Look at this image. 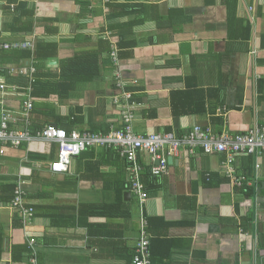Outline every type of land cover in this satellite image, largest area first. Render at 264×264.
I'll use <instances>...</instances> for the list:
<instances>
[{"label":"crops","instance_id":"crops-1","mask_svg":"<svg viewBox=\"0 0 264 264\" xmlns=\"http://www.w3.org/2000/svg\"><path fill=\"white\" fill-rule=\"evenodd\" d=\"M29 20L33 28L20 29ZM263 36L264 0H0L1 49L57 45L39 68L34 51L24 60L41 78L29 124L24 97H5L10 125L103 132L123 126L128 105L138 134L182 135L197 124L245 132L264 125ZM78 57L85 61L63 66ZM56 156L57 144L42 139L0 143V264H134L145 234L149 264H264V156L260 170L253 155L236 157L235 176L251 182L239 186L226 152L181 148L158 176L140 153L143 204L118 150L86 149L63 173L50 170ZM19 184L32 217L10 206Z\"/></svg>","mask_w":264,"mask_h":264},{"label":"built area","instance_id":"built-area-1","mask_svg":"<svg viewBox=\"0 0 264 264\" xmlns=\"http://www.w3.org/2000/svg\"><path fill=\"white\" fill-rule=\"evenodd\" d=\"M35 40L32 39L20 43H4L5 48L11 46L35 49ZM113 46L112 57L118 61V50ZM0 69L7 71L0 74V143L20 146L24 142L42 139L57 144V156L50 163V170L55 173L67 172L70 168L72 158L81 154L91 147H109L118 150L129 163L131 173L130 187L139 200L145 202L147 199L146 185L142 180L144 165L140 161V153H148L152 161L151 171L154 176L168 171L170 166L169 157L178 155L181 148L190 150L200 146L206 153L226 152L227 158L223 162L226 174L233 180L235 185H251L249 179L235 176L234 163L239 155H253L256 159V170L262 166L261 158L264 156V125H255L245 132L232 133L227 129L217 132L210 126L195 125L192 129L182 135L173 132H153L138 134L134 131L135 115L133 106L125 105L120 110L123 126L112 125L107 133L73 130L68 132L57 124H47L37 131L26 127L24 129L12 128L10 125L12 112L5 107V97L8 95H22L23 114L26 122L30 123V113L34 107L32 96L33 83L35 82L36 67L29 63L2 64ZM7 74L23 75L28 78V85L21 86L7 80ZM117 84L122 85L120 73H117ZM130 96V94H128ZM124 98V97H123ZM128 98V97H127ZM125 98V99H127ZM119 102L118 98L114 99ZM12 209L18 211L22 216L31 217L34 207L25 198V191L21 185H17L14 198L11 202ZM30 245H35L32 238ZM151 240L148 235H142L138 250L133 260L134 264H149ZM35 261V260H33Z\"/></svg>","mask_w":264,"mask_h":264},{"label":"trees","instance_id":"trees-1","mask_svg":"<svg viewBox=\"0 0 264 264\" xmlns=\"http://www.w3.org/2000/svg\"><path fill=\"white\" fill-rule=\"evenodd\" d=\"M234 8H235V3L229 5V10L230 11H232ZM16 13H18V12H16ZM32 28H33V24H31L30 20L25 25L20 27V29H24L26 31L31 30ZM8 29L10 31H15L16 30L13 27L8 28ZM20 29H18V30H20ZM263 38H264V36H263ZM26 41H30V40H25V41H22V42H26ZM5 49L6 48H4V49L0 48V50H5ZM9 49H14V50H16L18 52H8L7 50H9ZM34 52H35V55H36L37 66L39 68V66L43 65L45 62H47V60H49L50 58L56 56V54H57V45L55 43H52V42L51 43H44V42L41 41V42H38L37 44L35 42ZM31 55H32V50L30 48H25V47L22 48V47L11 46L10 48H7L4 52L0 51V59L2 61L9 60L11 62L21 63V62H24L25 59H29L31 57ZM84 61H85L84 59L78 57V58H74V59H71V60H68V61H64V63H66V64H64L63 66H68L70 68H73V67H77L79 64L83 63ZM6 73H7V71L0 69V74H6ZM7 76L9 77V80H8L9 82H14V83H17V84H19L21 86H27L28 83H29L28 78L23 76V75L14 76V75H11V74H7ZM35 76L38 77L36 79V81L37 80L38 81L36 83L35 82L33 83V87H34V85L39 83V80L41 78L40 74H36ZM15 77H19L20 78L19 82H15L14 81ZM34 94H35V89H34ZM119 127L121 128L122 126H119ZM109 129L110 128H108L107 131H103V132L107 133L109 131ZM86 131H90V130H86ZM68 132H71V131L68 130ZM91 132H99V131L98 130L97 131L92 130ZM146 184H147V182H146ZM15 188L16 187L14 186L12 194L10 196V204L12 202V199L14 198ZM146 188H147V186H146ZM34 212H35V208H34V211H33L32 215L34 214ZM32 215H31V217H32ZM20 217H24V216H20Z\"/></svg>","mask_w":264,"mask_h":264},{"label":"water","instance_id":"water-1","mask_svg":"<svg viewBox=\"0 0 264 264\" xmlns=\"http://www.w3.org/2000/svg\"><path fill=\"white\" fill-rule=\"evenodd\" d=\"M173 161V157H169V163L171 164Z\"/></svg>","mask_w":264,"mask_h":264}]
</instances>
